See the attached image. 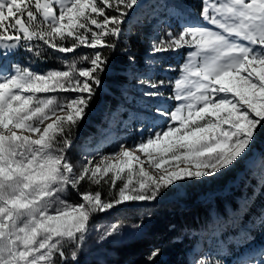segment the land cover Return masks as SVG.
<instances>
[{"label": "snow or ice", "instance_id": "snow-or-ice-1", "mask_svg": "<svg viewBox=\"0 0 264 264\" xmlns=\"http://www.w3.org/2000/svg\"><path fill=\"white\" fill-rule=\"evenodd\" d=\"M144 2L0 0V264H80L97 216L215 180L248 156L264 129V0H200L195 15L182 0H164L175 26L151 39L149 55L183 53L178 68L161 66L178 75L138 78L151 103L135 117L137 142H122L99 160L86 156L79 167L72 162L73 134L110 70L105 51H116ZM36 41L58 53L92 51L65 59V70L4 63L21 50L43 57ZM82 183L89 189L81 191ZM72 193L78 203L67 199ZM120 228L111 223L100 239ZM161 254L151 249L145 264H157ZM259 255L264 264V251ZM194 264L223 261L204 255ZM236 264L256 261L238 257Z\"/></svg>", "mask_w": 264, "mask_h": 264}, {"label": "trees", "instance_id": "trees-1", "mask_svg": "<svg viewBox=\"0 0 264 264\" xmlns=\"http://www.w3.org/2000/svg\"><path fill=\"white\" fill-rule=\"evenodd\" d=\"M128 34L126 33L120 38L115 52L105 51V54L110 56V70L103 75L102 86L98 88L92 101L96 104L94 105L96 114H93L92 119L103 117V112L109 104L102 100V104L99 105L101 98L109 95L108 93L111 91H118L119 84L125 78L124 72L117 74L114 71L115 69H125L127 67V55L129 53L125 49L130 47V54L137 55V57L141 54L147 37L146 24L144 22L135 23L133 32L130 33L132 36L131 41L128 39ZM43 52L44 56L38 58V61L44 63L45 66H49L52 63V58L49 52ZM27 55L29 57L33 56V54ZM83 123H80L79 128L73 134L74 144L70 155L75 157L77 154L72 152L76 149V139H78L79 132L82 133L81 139H83L91 131V129H86ZM263 175L264 129H260L248 156L241 160L236 167L224 172L215 180L209 181L208 185L203 183L189 185L187 194H189L190 200H187L185 205H180V200H171L170 197H166L168 199L159 200L147 209L128 210L127 214L120 216L121 218L118 216V219L123 218L124 221L143 223L144 231L135 239L118 244L113 249L112 257L82 259L80 264H145L147 253L155 247L162 250L157 264H186V253L196 243V239L187 236L182 241L175 240L180 229L196 230L208 224L212 216L223 214L228 208L235 207L240 202L242 193L255 191L254 186L259 185L258 179ZM88 189L89 185L82 183L81 191ZM91 190L96 191L98 189L93 185ZM107 192L108 187L104 186L102 193L107 195ZM211 193L214 196L209 197ZM182 201L184 202V200ZM255 204L257 206L264 204V191L257 194ZM150 221L151 223H149Z\"/></svg>", "mask_w": 264, "mask_h": 264}, {"label": "rangeland", "instance_id": "rangeland-1", "mask_svg": "<svg viewBox=\"0 0 264 264\" xmlns=\"http://www.w3.org/2000/svg\"><path fill=\"white\" fill-rule=\"evenodd\" d=\"M199 4H200V0H196V5H195V9L198 12L199 9ZM165 10L166 12H168L167 6L164 3V0H145V2L141 5V7L139 9L136 10V12L134 14L136 15H140L142 20H145L149 23H152L151 25V32H152V36L154 37L156 34L161 33L162 30L160 27H156V23H162V19L161 17L163 16L164 12L159 13V11L161 10ZM171 24V23H169ZM168 26H164L163 29H166ZM151 37V39L153 38ZM151 39L148 42V48L146 51V57L143 60V68L140 69L137 73L133 74V76L131 78H129V82L128 85L126 87V91L124 92V97L125 99L123 100V102L117 103L115 102V108H113V112L111 113L110 116H106V111H105V115L102 118V120L98 121V117L95 119H92L93 114H96L95 110L96 107H94V102L91 103L88 111H87V115L86 117L83 119V121L81 122V124L83 123L84 127L87 129H91V133L94 132V134H90L85 136L83 139L82 138V133L79 132V136L78 139H76V149L75 151H73L72 153H76L77 156L75 157L74 155H70L72 162L74 164L77 165V167H79L80 163L83 162L84 157L88 156V157H95V159L99 160L101 156L104 155H110L114 152H116L118 150V146L120 143H125L127 145H132L135 142H137L140 137L136 135V131L139 130V125H131L132 121H129V117H126L125 115H123V112H130L131 114H133L134 116H136L138 114V112L140 111V109L145 105V104H150L151 101L146 100L145 98L142 97L141 93L144 91V89L142 87L139 86V84L137 83L138 78L142 77V76H153L154 78H165L163 77L161 74L157 75L158 72L157 71H161L160 68H157L156 66L152 65L150 66V61L153 59H157V57H150L149 53H150V43H151ZM35 44H38L39 47L42 50H45L47 52H49V55L51 58H53V61H58V60H62L61 65L59 66L58 64H56V62H54V64L52 65L55 68H51V69H60V70H65L64 69V65H63V61L65 59L71 60L72 58H74L75 55H80L84 52H91L92 50L90 49H78L76 51V53H58L55 52L54 50L47 48L46 45L43 44L42 41H36L34 42ZM27 51L21 50L18 51L16 53V56L14 58V56L12 58V61H10V59L8 58L7 60L4 61V63L10 64V63H19L22 66H30L33 70L37 71V72H46L50 69H45L42 68V66L40 65V63L38 64V66L40 67H35V65L31 62V60L26 59L27 58ZM63 54V55H62ZM53 56V57H52ZM63 56H66L65 58H63ZM183 57V54H182ZM17 58V59H16ZM63 58V59H62ZM184 59V57H183ZM182 59V61H183ZM157 63H155L156 65ZM176 68V66H175ZM174 77L175 78L178 75V72H174ZM171 78V79H173ZM170 92V90H169ZM110 94V92L108 93ZM52 95H57L56 93H53ZM58 95H60L61 97L70 95L68 93H59ZM74 95V94H73ZM102 100L103 101H107L109 100V95H106L104 97L101 98L100 100V104H102ZM172 104V101H168L166 103L165 106H170ZM138 107V109H137ZM122 119H124L125 121H123L122 124ZM93 125V128H90V125ZM131 130V132H129ZM109 131V133H108ZM126 131V132H125ZM212 181V180H209ZM209 181L203 183L208 185ZM193 183H187V184H183L175 189H173L170 192H167L162 198L158 199L159 200H164V199H168L166 197H170L171 200H180L181 204L186 203L187 200L189 199V194H187L188 190L187 187L189 185H191ZM212 194V193H211ZM213 195V194H212ZM67 199L69 200V202L72 203H78L79 202V197L75 195V193H72L70 196L67 197ZM184 200V202L182 201ZM156 202V201H154ZM154 202H138V203H133L130 204L128 206H121L118 210H122V209H126V208H142L145 205H149L151 203ZM180 204V205H181ZM117 210L111 211V212H115ZM109 213V214H100L99 216H97L94 221L92 226L90 227V231L88 233V236L85 240V243L83 245L81 254L79 259H103V258H110L112 257L113 254V249L120 243L125 242V241H129L131 239H135V237H138L142 231H143V223H134L131 221H124L123 218L122 219H118L115 213ZM128 211H125L124 213L127 214ZM121 218V217H120ZM120 223L121 228L120 231L117 235L108 238L106 240H101L100 236L103 232V229L108 227L111 223ZM151 223V221L149 222ZM139 226V227H136ZM99 229V231L97 230ZM211 241V240H210ZM208 241V242H210ZM255 242L254 237H252V240L249 241V243H243L245 245L244 248V252L242 253L241 251H237L240 249L241 246H243V244H238L235 245L234 251L232 252L231 256H227L226 253H219L220 249H213L216 252V257L214 258H219L221 259L222 257H226L228 258L227 260L230 261L231 264H236L237 258H252L256 261V264H259V261L262 259V257L259 255V253L261 251H264V243H261V245H263V247H261V249L259 251H256L257 253L255 254L254 250L258 249L260 246H256L255 248L252 247H247V245L249 244L250 246H252V243ZM221 243V242H220ZM259 244V243H256ZM240 245V246H239ZM221 250H225V249H221ZM202 257V256H201ZM200 257V258H201ZM199 259V258H198ZM111 260V259H110ZM195 260H197V257L194 258L193 260V264L195 262ZM226 260V261H227ZM224 263V261H223Z\"/></svg>", "mask_w": 264, "mask_h": 264}]
</instances>
